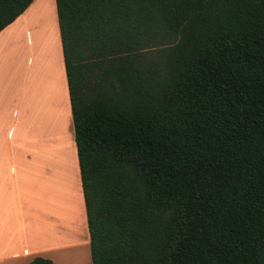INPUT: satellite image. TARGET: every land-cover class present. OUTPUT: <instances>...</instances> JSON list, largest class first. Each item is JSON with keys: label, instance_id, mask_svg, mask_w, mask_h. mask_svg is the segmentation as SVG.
<instances>
[{"label": "trees", "instance_id": "16d2710c", "mask_svg": "<svg viewBox=\"0 0 264 264\" xmlns=\"http://www.w3.org/2000/svg\"><path fill=\"white\" fill-rule=\"evenodd\" d=\"M53 1L90 264H264V0Z\"/></svg>", "mask_w": 264, "mask_h": 264}, {"label": "crops", "instance_id": "0c3cea01", "mask_svg": "<svg viewBox=\"0 0 264 264\" xmlns=\"http://www.w3.org/2000/svg\"><path fill=\"white\" fill-rule=\"evenodd\" d=\"M34 2L0 31V264L48 257L71 227L87 243L55 8L47 35L30 26Z\"/></svg>", "mask_w": 264, "mask_h": 264}, {"label": "rangeland", "instance_id": "374dc122", "mask_svg": "<svg viewBox=\"0 0 264 264\" xmlns=\"http://www.w3.org/2000/svg\"><path fill=\"white\" fill-rule=\"evenodd\" d=\"M53 6H54V1ZM53 6L51 0H36L34 2L32 8L28 12V19L30 21L33 20L32 18H36L33 16L37 15L36 20H38L37 26L40 28L41 33H47L49 29L48 26L50 25V30L53 23ZM32 15V16H31ZM42 24V25H41ZM31 26V25H30ZM32 29V27L30 28ZM43 31V32H42ZM69 155V152H67ZM71 155V153H70ZM65 156V152L63 153ZM45 181H43L44 183ZM73 189V188H72ZM80 202V199H79ZM71 241L70 244L64 248L59 249V251L54 252L51 255H45L46 259H49L53 264H90L89 260V246H88V235L86 238L87 243H76L75 238H79V233L75 229V227H71Z\"/></svg>", "mask_w": 264, "mask_h": 264}, {"label": "bare ground", "instance_id": "6f19581e", "mask_svg": "<svg viewBox=\"0 0 264 264\" xmlns=\"http://www.w3.org/2000/svg\"><path fill=\"white\" fill-rule=\"evenodd\" d=\"M31 16H32V15H31ZM33 17H36V18H37V15H36V16H33ZM36 18H35V19L32 18L33 20L31 21V23H32V22L35 23ZM33 23H32V24H33ZM32 24H30V25H32ZM33 25H34V24H33ZM33 25H32V26H33ZM30 28H31V27H30ZM26 30H27V29H26ZM46 160H47V159H46ZM46 180H47V179H46ZM49 183H52V185H53V182H50L49 180H47V182H46V187H48V188H46V193H47V191H48V193L50 192L49 195L47 194L48 197H49L48 200H50V198H53V197L55 198V193H56V192L54 193V190H55V189L52 188V185H51V188H52L53 191L50 190V188H49ZM51 192H52L53 194H51ZM46 210H47V208H46ZM55 226H56V225H55ZM62 231H63V230H62ZM45 233H46V232H45ZM48 233H49V232H48ZM46 234H47V233H46ZM50 234H51V232H50ZM50 236H52V235H50ZM54 238H56V236H54ZM60 239H61V238H60Z\"/></svg>", "mask_w": 264, "mask_h": 264}]
</instances>
